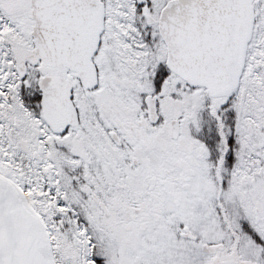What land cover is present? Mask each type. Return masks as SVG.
<instances>
[{
  "label": "snow or ice",
  "instance_id": "1",
  "mask_svg": "<svg viewBox=\"0 0 264 264\" xmlns=\"http://www.w3.org/2000/svg\"><path fill=\"white\" fill-rule=\"evenodd\" d=\"M0 264H264V0H0Z\"/></svg>",
  "mask_w": 264,
  "mask_h": 264
}]
</instances>
